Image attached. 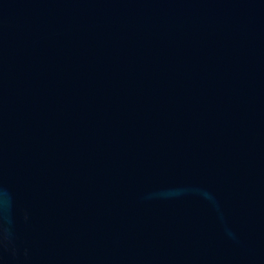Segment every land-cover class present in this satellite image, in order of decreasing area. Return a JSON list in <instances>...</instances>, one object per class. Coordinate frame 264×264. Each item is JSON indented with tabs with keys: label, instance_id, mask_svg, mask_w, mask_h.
<instances>
[{
	"label": "water",
	"instance_id": "95a60500",
	"mask_svg": "<svg viewBox=\"0 0 264 264\" xmlns=\"http://www.w3.org/2000/svg\"><path fill=\"white\" fill-rule=\"evenodd\" d=\"M0 264H264V0H0Z\"/></svg>",
	"mask_w": 264,
	"mask_h": 264
}]
</instances>
